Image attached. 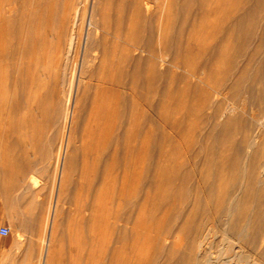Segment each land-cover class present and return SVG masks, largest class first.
Here are the masks:
<instances>
[{"label":"rangeland","instance_id":"1","mask_svg":"<svg viewBox=\"0 0 264 264\" xmlns=\"http://www.w3.org/2000/svg\"><path fill=\"white\" fill-rule=\"evenodd\" d=\"M240 1L207 0L202 4L200 0H49V2L48 0H0V89H2L0 90V228L6 226L11 229L10 235L0 236V264L41 263L44 240L48 231L45 218L47 212L50 213L56 194L60 167H62L60 156L67 142L66 130L69 123L67 113L74 102L77 110L76 119L74 118L75 122L68 139L67 155L70 159L65 168L67 183L65 191L68 190L63 197L64 210L61 208L60 217L54 228L55 244L53 243L51 261L54 260V264H184L190 261L188 258L190 256L200 257L201 251L193 242L196 234L192 236L188 228L192 223L188 226L184 225V220L189 217L190 208L195 203L193 192L180 190L181 193L178 189L175 191L172 187V177L175 169L180 174H178L180 179H184V176L186 178L191 172V178L195 182L202 176L209 177L212 171L206 163L207 157L201 147H208V154L213 155L217 150L220 133L223 131L220 132L210 113L201 109L204 102L201 100L204 99L202 94H206L209 88L208 79L203 84L206 79L204 75H200L203 78L199 76L202 81L204 79L203 82L196 77L185 76L189 75L187 71L193 66L198 67L205 58L206 53L203 50L210 46L212 35L225 28L224 20L227 16L236 13ZM149 4L150 6L146 7ZM200 9H208L210 13L200 15L198 14ZM92 10H94L92 19L95 22L92 21L94 24H99L98 27L101 29L98 34L94 25H89V14ZM88 30L93 37L95 50L84 57L83 48ZM150 42L157 50L170 47L167 59L176 57L181 68L164 64L155 69L146 58V53H140L143 55L139 86H137L138 94L133 95L130 89H121V96H119L120 92L119 97L110 93L109 98L110 94L105 93L104 100L111 101L113 108V113L111 112V123L114 125L113 139L102 144L100 151L92 155L85 137V127L87 129L86 124L88 125L94 103L102 102L103 99L102 90L98 87L100 82L97 79L103 76L102 70L105 67L106 71L107 68L109 70V63L115 60L113 62L115 64L118 61L122 50L128 52L135 43L136 46L141 44L140 46L147 47ZM46 44L47 47H44ZM113 47L119 52L116 53ZM104 49H110L107 51L110 53L107 54L108 64L102 67ZM15 52L18 56L14 54ZM41 60L44 61L43 64ZM34 62L35 65L32 64ZM131 62L126 61V70L133 65ZM37 64L40 67L38 69L35 67ZM81 66L83 67L80 72ZM115 66L113 72H116ZM186 66L191 69L189 67L187 69ZM224 66V64L220 65V68L223 69ZM184 69H187L186 72ZM24 79L28 80V84ZM117 79H120L119 75ZM121 79L127 84H132L129 78L121 77ZM39 80H42L41 84ZM198 81L201 83L198 84ZM24 84H27L26 87L30 90L23 88ZM38 84L41 86H37ZM203 85L205 89L201 87ZM39 90L41 96H38L35 108L30 107L31 98L34 96L30 97L31 93L39 92L40 95ZM52 90H54L53 96ZM50 97L54 100L49 99ZM115 97L120 100H116ZM48 100L54 102L52 103L54 107ZM122 105L127 110L123 109ZM115 108L118 110L114 111ZM132 109L136 113L132 112ZM30 112L37 115H33L36 117L34 120L33 117L30 118ZM126 114H130L127 119ZM129 117L134 118L135 121L138 118L137 122H141V125L136 126V122L130 128ZM24 118H30L32 124ZM121 123L123 129L118 130ZM115 132H119L122 138L119 147L116 146ZM240 138V135L236 137L237 140ZM224 153L231 156L232 147L227 145ZM215 158L212 157L213 160ZM190 169L191 171H188ZM118 173L120 174L117 175ZM106 175H110L112 181ZM171 175L173 176L170 177ZM123 179L128 183L123 182ZM130 180L134 188L131 187ZM103 182L106 183L108 190L107 219L103 235L98 234V229L101 233V228L98 227L96 236L94 221L90 216L95 211L93 206L96 193L99 187L104 185ZM124 183L125 185H122ZM120 188L123 190L121 191ZM184 193L188 199L191 198L189 201L191 204L184 203L181 199ZM203 196L204 194L201 198ZM176 197L178 199L174 200ZM41 209H43L42 213ZM136 211L140 212L138 217ZM177 212L182 216L175 223L173 218ZM117 216H119L118 220L121 217V222L115 219ZM85 219H89L87 223ZM200 220V217L197 218L194 224L200 223ZM212 225L208 224L209 227ZM213 236L212 234L209 240L213 239L215 242L217 238ZM130 239H132L131 243ZM209 240L205 243H209ZM189 246L192 247V252ZM261 251L263 252L264 248ZM198 253L200 255L197 256ZM144 255L148 258L146 259ZM154 258L157 262L152 260Z\"/></svg>","mask_w":264,"mask_h":264},{"label":"bare ground","instance_id":"2","mask_svg":"<svg viewBox=\"0 0 264 264\" xmlns=\"http://www.w3.org/2000/svg\"><path fill=\"white\" fill-rule=\"evenodd\" d=\"M55 1H57V0H55ZM206 1L207 0H200V3L203 4V2H206ZM48 2H49V0H48ZM219 4L220 3L218 2V6L220 7ZM68 6H70V5H68ZM149 6H150V4L146 7H149ZM48 7H49V5H48ZM61 7L63 9V6H61ZM134 8H136V7H134ZM150 8H148V10ZM46 9H47V7H46ZM61 12H63V11H61ZM209 13H210V10H208V9H206V10L200 9V12L198 14L204 16V15H207ZM89 15H90L89 16L90 17L89 25L90 26L94 25V27L96 29V34H98L99 33L98 31L100 29L98 27L99 24L98 25L94 24L93 23L94 20L92 19L94 16V10H92L91 14H89ZM224 22H225V28L216 32V34L212 35V37H211L212 40H211L210 46H208L207 48H205L203 50L206 53L205 58H203V60L200 62L198 67L193 66V68L191 69L188 66L191 70L187 71L189 75L185 76L186 78H187V76L188 77L192 76V78L196 77V79L198 78L199 80L202 81L201 78H203V77L200 75H204V77H206V79H205V82H203L204 81V79H203V81H202L203 84H205L207 79H208L207 85L209 88H207V89L209 91L206 90L207 93L205 91L206 94H204V95L202 94V97L204 99L201 98V100H202V102L204 100V102L201 106V109L208 111V113H210V117L215 120L216 126L219 128L220 132L221 131H223V132L220 133V139L218 140V146H216L217 150L213 155L208 154V147H201L204 155L207 157L206 163L212 171V174H210L211 172L208 173V174H210L209 177H203L202 176L199 178L198 181L195 182V180H192V178H191L192 177V174H191L192 172H191V173H188L186 175V178L184 176V179H180L178 176L179 173L176 171L177 169H175V171H174V176L173 175L170 176V177L173 176L172 177L173 178L172 179V181H173L172 187H174L175 191L178 189V191L185 190L186 192L187 191H190L191 193L193 192V194H192V196H194L193 201H195L194 206L192 208H190L191 210L189 211L190 212L189 217L185 218V220H184V225L188 226L189 223H192V225H190L188 228L191 231V233L193 234L192 236H194L196 234L195 235L196 237L194 236L193 242L196 244L197 249H200L199 251H201L200 252L201 255L199 253L196 255L197 256L200 255V257H193V256L191 257L189 255L190 257H188V258L190 259V261L188 263H184V264H264V251L263 252L261 251L264 248V0H241L238 7H237L236 13L234 15L227 16V18H226V20H224ZM66 23H67V21H66ZM68 24H69V22H68ZM52 25H54V24H52ZM258 28L260 29V31H258L259 33L257 32ZM53 31H54V29H53ZM42 38L44 39V37H42ZM92 38L93 37L89 34V30H88V32L85 36V43H84V48H83L84 57H85V55H88L89 52H93V50H95L93 48L94 40ZM47 44L44 47H47ZM140 45L136 46V43H135V45L133 44V47L130 50H128V52L122 50L119 53L120 56L118 58V61H116L117 64L113 63V62H115V60L108 64L107 57H108L110 52L107 53V51H110L111 47L109 50L104 49V52H103L104 55H103L101 64H103L102 67H105L108 64L109 70L107 68V71H106L105 70L106 67H105L104 68L105 71L102 70V73H104V74L101 73L103 76H101L100 78L98 77L99 79H97L100 82V84H98V87L102 90L101 97L103 96V99L101 100L102 102L96 101L94 103L93 108H91L93 111L90 115L88 125L86 124L87 129L84 126L85 127V135H86L85 137H87V141L89 142L90 153L92 155H95L97 152L100 151V146L102 147V144L107 143L108 141L111 140L112 131L114 129V125H113V123H111V117H112L111 112H112L113 108L111 107L112 106L111 101L106 102L107 100H104L105 95L107 93H108V95L110 93H112V94L114 93V94H117V96H118L119 92L122 91L121 89H123V90L124 89H130V90H132L133 95L138 94L137 93V86H139V75L141 73L140 66L142 63V55H143V54L140 55V53H143V52L146 53V56H147L146 58L150 61V63H152V65L155 69L157 68V66L162 67L164 64H168L171 67L177 68V69L181 68V64H179V62H177L176 57L173 59H170V60L167 59L169 57L170 47H165L164 50H162V49L157 50L152 46L151 42L147 44V47H143ZM175 48H177V46ZM189 48H190V46H189ZM112 51H114V50H112ZM118 52L116 50V53H118ZM19 53L20 52H18V54ZM114 53H115V51H114ZM116 53H115V55H118ZM175 53L177 56V49L175 50ZM190 53H191V51H190ZM14 54H16V52ZM18 54H16V55L18 56ZM20 56H21V53H20ZM40 57H41V55L39 56V60H40ZM110 57H112V56H110ZM42 58L44 59L45 57H42ZM31 60H33V59H31ZM105 60L107 61V63H105L106 62ZM127 60H129V62L132 61L131 63H133V65L129 64V66L131 65V67L128 70H126L127 68L125 65ZM43 62L44 61H42V64H43ZM56 62L58 63V61H56ZM37 63H38V61H37ZM93 63H95V62H93ZM32 64L35 65V62ZM39 64L42 66L41 63H39ZM223 64L225 65L224 66L225 68L221 69L220 65H223ZM114 65H116L115 66L116 72L112 71ZM226 65H227V67H226ZM21 67L23 68L22 65H21ZM35 67L37 69L40 68V67H38V64ZM82 67L83 66H81V68H80V72L82 71ZM102 67H101V69H102ZM188 67H187V69H188ZM191 67H192V65H191ZM221 67H223V66H221ZM52 68H54V67H52ZM97 69H98V67H97ZM101 69H100V71H101ZM151 69L153 70L152 67H151ZM187 69H184V71L186 72ZM45 70H46V67H45ZM46 72H49V71H46ZM101 74H99V76ZM117 75H119L120 79H117ZM183 75H185V73ZM121 77L131 79L132 84H129V83L127 84V82L125 80L121 79ZM3 78H4V76H3ZM18 78H20V77H18ZM30 78H32V77L30 76ZM192 78L190 77V79H192ZM14 79H17V78H14ZM78 79H80V78H78ZM190 79L188 78V80H190ZM28 80H29V78H28ZM32 80H33V78H32ZM42 80H39L40 84H41ZM25 81H26V79H24V82ZM31 81H29V82H31ZM34 81H36V79ZM0 83H1V81H0ZM47 83H46V85L49 86L48 85L49 83L48 84ZM199 83H201V82L198 81V84ZM27 84H28V82H27ZM40 84H38L37 86H39ZM26 85L24 84L23 88L24 87L27 88ZM128 85L130 86V88H128ZM201 87L204 88V85ZM28 89L29 88H27V90ZM46 89H49V88H46ZM0 90H2V89H0ZM24 91H26V89H24ZM39 91H40V95H39V92H35V93L32 92L33 94L31 93L30 97H32L33 95L34 96H33V98H31L33 103L32 102L30 103V107L35 108V105H36L35 103H37L38 96L39 97L41 96V90H39ZM42 91H43V89H42ZM53 91L54 90L51 91V94L53 93ZM26 92H25V94H26ZM92 94H93V92H92ZM121 94L122 93L120 92L119 96H121ZM50 95H48V97ZM23 96H24V94H23ZM52 96H53V94H52ZM96 97H98V96L96 95ZM108 97L110 98L111 94ZM2 98H3V96H2ZM27 98H28V96H27ZM52 98L50 97L49 99H52ZM52 100H54V99H52ZM116 100H118V99L116 98ZM119 100H120V98H119ZM48 101H50L51 104L54 103L51 100H48ZM122 101H124V100H122ZM124 102H127V101H124ZM46 103H49V102L46 101ZM28 105H29V103H28ZM28 105L26 104V106L29 108ZM46 106H47V104H46ZM51 106H53V104ZM43 108H44V106H43ZM65 108H64V110H65ZM75 108H76V105L74 102L72 108L70 110H68V113H67V118L69 119V123L67 122L68 128L66 130L67 131L66 132L67 142L65 145L64 152H63L62 156H60L62 158L61 159L62 160V165H61L62 167H60L61 170H60L59 177H58L56 194H55V197L53 198L54 201L52 203L50 213L47 212V214H46L47 217L45 218L46 225L48 226V231L46 233L47 234L46 239L44 240L43 253L41 256L42 260H41L40 264H51V262H52L51 260L53 258V246L55 244L54 239H53L54 238L53 237L54 228L57 224V220L60 217L64 193L68 190L67 189L65 191L66 184H67L66 183V173H65L66 170H65V168H66V165L68 164L69 159H70L68 157L69 155H67V148L69 145L68 139L70 137L71 130L73 129V125L75 122V120H74V118L76 116L75 111H77V110H75ZM125 108L126 107L123 106V109H125ZM132 108H134V107L132 106ZM29 109H31V108H29ZM115 110H118V109L115 108L114 111ZM126 110H127V108H126ZM43 111H44V109H43ZM34 112H35V110H34ZM132 112L136 113L134 109H132ZM30 113H31L30 118L32 119L34 114L32 112H30ZM137 113H138V111H137ZM36 114H38V113H36ZM42 114H43V112H42ZM121 114H122V112H121ZM130 114H132V113L130 112ZM130 114H126V117L125 116L124 117L127 119L128 118L127 116H129ZM26 115L27 114H25V116ZM123 115L124 114H122V116ZM34 116H37V115H34ZM41 117H43V116L41 115ZM30 118H24V119H25V121H27V119H28V122L32 124V122L29 121ZM34 118H36V117H33L32 120H34ZM121 118H123V117H121ZM121 118H119V119H121ZM123 119H121V120H123ZM136 119L138 120V118H136ZM137 120L135 121L134 118L129 117L128 123L130 124V128H131V126H134L133 124H135L137 122ZM137 124L141 125V122H137L136 126H138ZM21 126H22V124H21ZM29 126H31V125H29ZM119 126H118V130H119V128L123 129L122 123ZM127 129L128 128H126V130ZM135 131H137V130H135ZM118 133H116L117 139L115 142H116V146L119 147V142H121L122 138H121V135H119ZM123 133H125V132H123ZM113 134H114V132H113ZM127 134H129V133H127ZM238 135L241 136V138L239 140L236 139V137ZM123 138L125 139V137H123ZM124 141H127V140H124ZM124 144H126V143L124 142ZM227 145H230L232 147L233 154L231 156H227L224 153ZM123 149H125V147ZM117 150H118V148H117ZM108 153H109V151H108ZM119 153L120 152L118 150V154ZM115 155H116V153H115ZM99 156H100V154H99ZM195 156H193V157H195ZM214 156L216 158L217 157L218 158L217 159L215 158V160H213L212 157H214ZM225 156H227V157L225 158ZM195 159H198V158L195 157ZM200 159H201V157H200ZM192 162L193 161H191V163ZM204 168H205V166H204ZM106 170H108V169H106ZM205 170H207V169H205ZM188 171H191V169ZM205 173H206V171H205ZM205 173L203 172V174H205ZM119 174L120 173H118L117 175H119ZM103 177H104V175H103ZM107 177H110V175ZM128 178H130V177H128ZM109 179L112 181L111 177ZM126 180L123 179V182ZM113 181H114V179H113ZM126 182L128 183V181H126ZM143 182H145V181H143ZM100 183H101V180H100ZM103 183H104V185L101 188L99 187V191H98V193H96L97 194L96 201H95L94 206H93L95 208V211L93 208L92 210L94 211V213L91 211L93 214L91 213L92 215L90 216V218H92V220L94 221L93 224L95 227V231H94L95 235L97 234L96 229L98 227L101 228V233H99L100 230L98 229V234L103 235L102 232L105 231V223H106V219H107L108 190H107V187L105 185L106 183L105 182H103ZM130 183H131V180H130ZM107 184H108V182H107ZM122 185H125V183ZM131 185H132V183H131ZM131 187L134 188L133 185ZM121 189L122 188H120V190ZM145 189H146V187L144 188V190ZM134 192H137V191H134ZM180 192L182 193V191H180ZM190 192H189V194H191ZM200 193H202L201 195L204 194L203 198H201ZM123 194L125 196L124 192H123ZM114 195H115V193H114ZM167 196L169 197V195H167ZM182 196H183V198H181V199L184 201V203L185 202L189 203L191 198L188 199V197L185 196V193H184V195H181V197ZM31 198H33V197H31ZM142 199H143V197H142ZM176 199H178V198L176 197L174 200H176ZM20 201H21V198H20ZM119 202H121V201H119ZM174 202H177V201H174ZM127 203H128V201H127ZM189 204H191V203H189ZM186 205H188V204H186ZM27 206H29V204ZM42 210L43 209H41V213H42ZM136 213H137V211H136ZM136 213H134V215H136ZM138 213H140V212H138ZM138 213H137V217H138ZM31 214H30V216H32ZM128 214L131 215L130 213H128ZM118 215H119V213H118ZM114 216H113V218H114ZM181 216H182V214L177 212L173 218L174 222L176 223L178 221V219H181ZM183 216H185V215H183ZM118 217L119 216H117L115 219H117ZM199 217L201 218L200 223L197 224L195 222V224H194V221ZM113 218H112V220H113ZM31 219H33V216L31 217ZM119 219L120 220L117 219L118 222L119 221L121 222V217ZM87 220H89V219H87ZM87 220H86V223H87ZM29 221H31V220L29 219ZM136 221L138 222L137 218H136ZM38 222H36V223L38 224ZM114 222H116V221H114ZM133 222H134V220H133ZM120 224H122V223H120ZM120 224H118V225H120ZM208 224H213V225L209 227ZM115 225H117V223ZM131 225H132V221H131ZM103 227H104V229H103ZM137 227H138V225H137ZM121 231H122V229H121ZM190 231H188V233H190ZM108 232H109V229H108ZM212 234L214 235L213 237L217 238L216 241L219 240L217 244H215V242H216L215 240H214L215 242H213V239H211L212 242H210L211 240H209V238ZM185 236H187V234ZM130 240H131L130 241V243H131L132 239H130ZM155 240H157V239H155ZM207 240H209V243H205V242H207ZM155 246H157V245H155ZM184 248H185V246H184ZM189 248H190V246H189ZM189 248H187V249H189ZM191 248H190V252H192ZM163 252H164V250H163ZM195 253L196 252L194 251V254ZM38 254H39V252H38ZM191 255H193V253ZM147 258L148 257H146V259ZM152 260H156V259L154 258ZM53 262L55 263L54 260H53ZM154 262H157V260ZM179 262H180V260H179Z\"/></svg>","mask_w":264,"mask_h":264},{"label":"built area","instance_id":"3","mask_svg":"<svg viewBox=\"0 0 264 264\" xmlns=\"http://www.w3.org/2000/svg\"><path fill=\"white\" fill-rule=\"evenodd\" d=\"M11 233V229L9 227H1L0 228V236L6 237L8 235H10Z\"/></svg>","mask_w":264,"mask_h":264}]
</instances>
